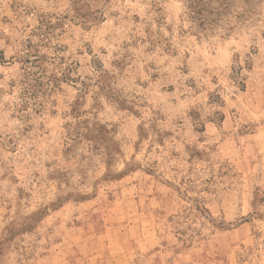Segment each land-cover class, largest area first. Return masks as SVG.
I'll list each match as a JSON object with an SVG mask.
<instances>
[{"label":"rangeland","instance_id":"rangeland-1","mask_svg":"<svg viewBox=\"0 0 264 264\" xmlns=\"http://www.w3.org/2000/svg\"><path fill=\"white\" fill-rule=\"evenodd\" d=\"M226 2L201 26L186 0L92 24L0 0V264H264V0ZM28 41L61 57L51 90L27 94ZM76 116L107 150L68 138Z\"/></svg>","mask_w":264,"mask_h":264},{"label":"trees","instance_id":"trees-1","mask_svg":"<svg viewBox=\"0 0 264 264\" xmlns=\"http://www.w3.org/2000/svg\"><path fill=\"white\" fill-rule=\"evenodd\" d=\"M74 11L73 18L80 20L83 24H92L99 21L103 16V11L100 8V4H103L107 0H70ZM189 12L192 14L190 17L195 18L198 25H210L212 20L208 18V15L212 13V9L220 10L226 8V0H186ZM102 2V3H101ZM52 17L49 16L41 20L40 31L41 34L52 33V30L58 25L56 22L52 23ZM56 20L57 17H54ZM58 47V46H57ZM25 52L20 57V62L22 64L23 78L25 84L28 88V93L35 94L37 92L42 93L47 91V89H53L58 81H61L55 74L46 75V70L43 67L44 61L46 59L51 60L52 63H57L61 60V57L57 55V51L54 52L53 56L47 57L44 54H40L37 45L28 41L25 44ZM60 46L58 50H60ZM0 55H2L0 53ZM3 56H0V61H3ZM64 75V81H76L72 76V70L70 67L65 68L62 71ZM62 79V80H63ZM29 100H23L19 103V110H24L29 105ZM76 120L74 124H66V133L68 138L71 140H86L88 143L92 144L94 147H101L107 150V139L106 135H109V128L107 124H98L96 122H90L88 119L80 120L79 117H75ZM68 146V142H66ZM70 146V144H69ZM199 210L205 211V208H201L199 205ZM182 235V233H180ZM184 239V238H183ZM189 239V238H187Z\"/></svg>","mask_w":264,"mask_h":264}]
</instances>
